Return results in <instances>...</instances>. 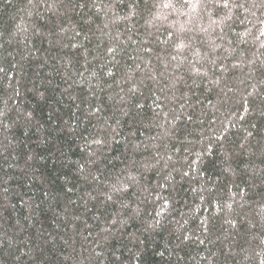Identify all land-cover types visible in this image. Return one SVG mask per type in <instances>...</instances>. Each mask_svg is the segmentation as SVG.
Segmentation results:
<instances>
[{"label": "trees", "instance_id": "1", "mask_svg": "<svg viewBox=\"0 0 264 264\" xmlns=\"http://www.w3.org/2000/svg\"><path fill=\"white\" fill-rule=\"evenodd\" d=\"M0 264H264V0H0Z\"/></svg>", "mask_w": 264, "mask_h": 264}]
</instances>
